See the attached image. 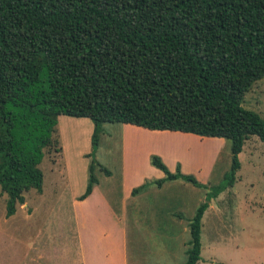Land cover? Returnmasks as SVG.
Masks as SVG:
<instances>
[{"label": "trees", "instance_id": "16d2710c", "mask_svg": "<svg viewBox=\"0 0 264 264\" xmlns=\"http://www.w3.org/2000/svg\"><path fill=\"white\" fill-rule=\"evenodd\" d=\"M264 77V0H0V190L6 216L24 193L42 192L39 165L59 116L93 123L83 201L97 183L94 153L104 123L176 131L231 143V166L214 187L171 172L149 185L183 180L207 190L189 221L183 264H197L202 217L232 187L245 141L264 142V119L243 107ZM107 175L109 172L103 170Z\"/></svg>", "mask_w": 264, "mask_h": 264}, {"label": "rangeland", "instance_id": "374dc122", "mask_svg": "<svg viewBox=\"0 0 264 264\" xmlns=\"http://www.w3.org/2000/svg\"><path fill=\"white\" fill-rule=\"evenodd\" d=\"M242 105L264 119V77L252 85ZM56 127L53 144L39 165L42 192L24 193V203L7 217V195L0 190V264H73L76 226H127L130 262L183 264L190 240L188 224L207 190L175 180L161 187L149 185L130 196L122 182L121 139L122 132L131 130L121 123H104L93 156L100 166L95 165L93 174L97 194L106 200L98 196L87 205L74 206L87 185L93 123L87 118L59 116ZM194 136H143L146 140L137 146L134 141L127 149L128 183L136 174H148L151 164L145 151L150 146L170 145L176 149H158L168 162L179 156L187 174L208 187L220 184L230 170L231 143ZM238 158L241 166L232 187L212 199L202 217L198 264H264V142L252 136ZM182 162L177 161L181 170ZM125 196H130L126 216ZM99 238L113 239L103 231Z\"/></svg>", "mask_w": 264, "mask_h": 264}, {"label": "crops", "instance_id": "0c3cea01", "mask_svg": "<svg viewBox=\"0 0 264 264\" xmlns=\"http://www.w3.org/2000/svg\"><path fill=\"white\" fill-rule=\"evenodd\" d=\"M122 125L124 128L131 130L129 133L127 131H125L124 133L122 132V139H121L122 146H123V149H122V158H123L122 182L124 184L123 186L126 189L127 193L128 192L131 193V190L133 188L140 186L145 180L153 181L156 179H160L164 176V174L159 169H156L153 166H148V174L142 175V177L136 174L134 177L130 179L132 183L130 184L128 183L129 178L127 177L125 172L127 171V166L129 162L128 158H129L130 152L128 153L127 149L128 150L129 148L131 149V145H133L134 141H135L134 145L137 146L139 142H143L146 140L144 139L143 136H147V137L160 136V137L168 138V137L177 136V135H180V136L192 135V134H186V133H181V132H176V131H150V130H147L141 127H136V126H132L128 124H122ZM132 131L133 133H131ZM140 132H144L145 134L140 135ZM194 137L197 138V136H194ZM158 149H163L164 151H166L167 149H176V148L170 145H164L163 147L150 146V148H148V150L145 151L148 161H149V156L155 153L161 157V159L163 160L167 168L171 172H174L173 170L174 164L177 163V161L182 162V159L179 156H177L168 162L167 159H165L163 154ZM181 171L185 174H187L188 172L185 168H183V162H182ZM149 173H154L155 177H153L152 175H149ZM150 176L153 177V179L148 178ZM98 196L99 198L102 199V201L106 200V198L103 195L97 194V187L94 186L92 193L83 201H79L80 203H78L77 201V204H75L74 206L78 207L82 205H87L92 199ZM129 197L128 198L127 196L124 197L125 199L123 202V210L125 211L124 213L125 216L128 214L127 212L128 206L126 204H127ZM211 204L212 203L210 202L208 209H210ZM101 231L106 232V234H109V236L113 239H108L105 241L101 240L99 238V234ZM127 234H128L127 226H108L107 229L105 228V226H102V227L101 226H76L74 235L77 240V243H76L77 244L76 245L77 259L73 262V264H135L133 262H130L129 257H128V239H127L128 235Z\"/></svg>", "mask_w": 264, "mask_h": 264}]
</instances>
